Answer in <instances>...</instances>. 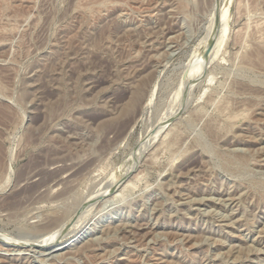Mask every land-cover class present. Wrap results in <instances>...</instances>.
<instances>
[{
	"label": "rangeland",
	"instance_id": "rangeland-1",
	"mask_svg": "<svg viewBox=\"0 0 264 264\" xmlns=\"http://www.w3.org/2000/svg\"><path fill=\"white\" fill-rule=\"evenodd\" d=\"M0 264H264V0H0Z\"/></svg>",
	"mask_w": 264,
	"mask_h": 264
},
{
	"label": "bare ground",
	"instance_id": "bare-ground-1",
	"mask_svg": "<svg viewBox=\"0 0 264 264\" xmlns=\"http://www.w3.org/2000/svg\"><path fill=\"white\" fill-rule=\"evenodd\" d=\"M261 53H262V50H261ZM156 135H157V134H156ZM156 135H155V136H156ZM70 168H71V167H69V168H65V170H66V169H70ZM71 169H72V168H71ZM30 177L33 178L32 175H31ZM30 177H29V178H30ZM34 177H35V175H34ZM29 178H28V179H29ZM31 178H30V179H31ZM134 178H135V177H134ZM119 179H120V178H119ZM122 179H123V178H122ZM32 180H33V179H32ZM66 180H67V179H66ZM27 181H28V180H27ZM116 181H118V180H116ZM116 181H114V183H116ZM29 182H32V181H29ZM65 182H66V181H65ZM112 184H113V183H112ZM119 184H121V183H119ZM112 186H113V185L110 186L111 189H112ZM106 190H107V188H105V191H106ZM60 221H61V220H60ZM66 221H67V220H66ZM66 221H65V222H66ZM49 223H50V222H49ZM58 223H59V222H58ZM59 224H60V223H59ZM59 224H57V225H58L57 228H59V227L61 226V224H60V225H59ZM63 225H64V224H63ZM57 228H55V230H56ZM59 229H60V228H59ZM59 229H58V230H59ZM62 229H63V227H61V230H62ZM52 230H53V229H52ZM55 232H57V231H55ZM58 232H60V231H58ZM58 232H57V233H58ZM61 232H62V231H61ZM49 235H51V234H49ZM57 235H58V234H57ZM47 236H48V235H47ZM55 236H56V233L52 234V235L50 236V240H52L51 238H55ZM45 239H47V238H45ZM24 245H25V244H24Z\"/></svg>",
	"mask_w": 264,
	"mask_h": 264
},
{
	"label": "water",
	"instance_id": "water-1",
	"mask_svg": "<svg viewBox=\"0 0 264 264\" xmlns=\"http://www.w3.org/2000/svg\"><path fill=\"white\" fill-rule=\"evenodd\" d=\"M211 50H212V45H210V46L206 49V51H205V56H208V55L210 54Z\"/></svg>",
	"mask_w": 264,
	"mask_h": 264
}]
</instances>
